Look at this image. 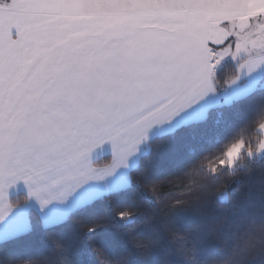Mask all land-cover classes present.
<instances>
[{
    "label": "snow or ice",
    "instance_id": "obj_1",
    "mask_svg": "<svg viewBox=\"0 0 264 264\" xmlns=\"http://www.w3.org/2000/svg\"><path fill=\"white\" fill-rule=\"evenodd\" d=\"M241 56L264 67V0H0V225L32 200L53 214L45 228L63 223L96 142L118 147L186 96L174 119L205 99V72Z\"/></svg>",
    "mask_w": 264,
    "mask_h": 264
},
{
    "label": "trees",
    "instance_id": "obj_2",
    "mask_svg": "<svg viewBox=\"0 0 264 264\" xmlns=\"http://www.w3.org/2000/svg\"><path fill=\"white\" fill-rule=\"evenodd\" d=\"M225 64L215 75L218 83L236 73L231 61ZM263 123L260 83L203 118L153 137L126 186L75 208L63 223L45 228L32 210V231L0 243V264H193V258L215 264L250 227L264 225V154L242 156L234 168L220 165L241 140L246 149H259ZM220 176L230 182L218 184Z\"/></svg>",
    "mask_w": 264,
    "mask_h": 264
},
{
    "label": "crops",
    "instance_id": "obj_3",
    "mask_svg": "<svg viewBox=\"0 0 264 264\" xmlns=\"http://www.w3.org/2000/svg\"><path fill=\"white\" fill-rule=\"evenodd\" d=\"M245 60L246 58L243 56L239 58H234L232 60H218L214 71L209 69L207 72L204 73L203 81L200 87L197 89V94H203L204 92H207L205 99L199 101L197 104H195L188 110L180 113L174 119L172 118L175 113L179 109H181L186 103V96H182L176 99L175 103L171 104L170 106L157 110V112L160 113L159 116H162V118L158 117V120L156 121V118L154 117L153 125L156 127L160 126L163 130L155 133L154 136L174 131L175 129L179 128L184 124L201 119L206 115V113L211 107L229 103L237 98H241L254 91L260 83H264V67L253 70V72L249 74L246 67H241V65L245 63ZM224 61H231L235 66L236 73L231 78H229L223 85H220V83L216 82L215 74L216 72H218V70L220 69V65ZM170 120L171 122H169ZM260 132L262 134V137H264V123L260 126ZM135 165H133L131 169ZM128 171L129 170H127V172ZM128 174L124 176V178L122 177L123 175H121L110 184L105 183L98 190V194H94V192H92V194H83L82 196H80L81 193H78L76 197L72 198V201L69 202L72 207L66 212V214H62L61 210H59L58 208L56 209L54 216L58 219L64 220L72 209L80 207L105 193L121 189L122 187L127 185L126 181L128 180ZM10 197H14L12 190H10ZM27 202L28 201L26 200L19 204L13 202L12 204L13 206H17L25 204ZM32 208L37 209L38 212L40 211L39 205L35 200L30 201L24 207H19L15 209L13 213L9 216V218L5 221V223L3 225H0V231H3L6 235H8L26 230L29 227V213ZM38 214L40 215V218L43 221L45 219L51 221L53 216L51 210H46L43 213H41L40 211V213ZM46 214L50 217H47Z\"/></svg>",
    "mask_w": 264,
    "mask_h": 264
},
{
    "label": "rangeland",
    "instance_id": "obj_4",
    "mask_svg": "<svg viewBox=\"0 0 264 264\" xmlns=\"http://www.w3.org/2000/svg\"><path fill=\"white\" fill-rule=\"evenodd\" d=\"M224 62L220 65V69L226 65ZM220 69L218 71H220ZM230 76H228L227 78H230ZM223 84L224 83H220V85H223ZM159 115L160 113L156 112V114L152 116L151 118L152 126L151 127L142 126L140 131L137 133L136 137L126 142H122L118 147L117 146L111 147L110 145H107L105 148L104 144L108 143L107 141H98L94 144L89 154L88 165L86 168L85 178L88 180V183L86 187L82 188L79 191V193H81L80 196H82L83 194L84 195H88L90 193L92 194V192H94V194L95 193L98 194L97 192H99L98 190L100 189L102 185H104L105 183L110 184L111 182H113L116 178L120 177L121 175H123L122 177L124 178V176L128 174L131 167L135 165L136 163H138L141 156L147 151L149 141L153 138L155 133L163 130L160 126L156 127L153 125L154 117L156 118V121L158 120V117L162 118V116H159ZM262 139L263 140L260 144V148L257 149L255 152L252 150L246 149L245 143L242 140L237 142L235 145L230 147L229 150H227V152L225 153V156L220 161V165H222V162H223V166L234 168L236 165L241 164L242 156H245L249 159H252L256 155L262 156L264 154V137H262ZM236 146H239L237 148V151L233 154L232 157H229L227 153L233 148H235ZM127 170L129 171L127 172ZM128 182H129V179L126 181V184ZM55 194H56L55 192L52 193V195H55ZM74 197H76V195ZM72 198H69L68 200H66V202L63 203V205L59 207V210H61L62 214L63 213L66 214V212L72 207V205H70L69 203L70 201H72ZM24 201H26V198ZM16 204H19V203H16ZM32 210H35L37 213H40V211L38 212V210L35 208L34 209L32 208L30 212ZM73 210L74 209H72L71 211ZM46 216L50 217L47 214ZM46 221L48 220L46 219L44 221L41 220L43 225Z\"/></svg>",
    "mask_w": 264,
    "mask_h": 264
},
{
    "label": "clouds",
    "instance_id": "obj_5",
    "mask_svg": "<svg viewBox=\"0 0 264 264\" xmlns=\"http://www.w3.org/2000/svg\"><path fill=\"white\" fill-rule=\"evenodd\" d=\"M228 182L230 178L217 177L218 184ZM193 264H196L194 258ZM215 264H264V225L250 227L226 247L225 255Z\"/></svg>",
    "mask_w": 264,
    "mask_h": 264
}]
</instances>
